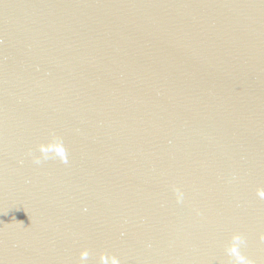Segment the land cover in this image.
Returning a JSON list of instances; mask_svg holds the SVG:
<instances>
[{
	"label": "water",
	"instance_id": "obj_1",
	"mask_svg": "<svg viewBox=\"0 0 264 264\" xmlns=\"http://www.w3.org/2000/svg\"><path fill=\"white\" fill-rule=\"evenodd\" d=\"M258 188L264 0H0V264H264Z\"/></svg>",
	"mask_w": 264,
	"mask_h": 264
},
{
	"label": "clouds",
	"instance_id": "obj_2",
	"mask_svg": "<svg viewBox=\"0 0 264 264\" xmlns=\"http://www.w3.org/2000/svg\"><path fill=\"white\" fill-rule=\"evenodd\" d=\"M36 151L39 155H32L31 158L33 163L37 165L45 161L57 159L60 163L68 162L67 149L64 146L63 139L55 133H50V138L47 142L37 144ZM173 191L176 193L177 203H181L184 196L183 192L178 188H173ZM256 195L258 198L264 200V189L258 188ZM259 240L264 242V233L259 235ZM245 244L246 240L243 234L239 232L231 234L229 242L224 249L225 254L229 258L230 264H256L253 259L246 256L241 251ZM78 255L80 264H84L89 257L90 252L87 248H83L79 251ZM98 261L99 264H121L120 260L115 255L105 254L103 251L98 254Z\"/></svg>",
	"mask_w": 264,
	"mask_h": 264
}]
</instances>
